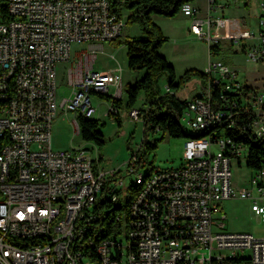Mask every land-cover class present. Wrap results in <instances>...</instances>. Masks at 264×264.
<instances>
[{
    "label": "built area",
    "instance_id": "1",
    "mask_svg": "<svg viewBox=\"0 0 264 264\" xmlns=\"http://www.w3.org/2000/svg\"><path fill=\"white\" fill-rule=\"evenodd\" d=\"M238 1L205 0L203 15L186 1L180 13L210 55V48L232 44L249 63L264 64V0L257 30L212 34ZM122 26L109 0H6L5 11L0 5V264H264V238L224 231V216H215L217 204L232 197L251 199V210L264 215V167L254 171L251 188L231 184V160L250 155L234 130L264 139V91L240 81L236 69L219 59L209 60L207 87L187 99L180 118L197 134L196 142L184 141L183 163L151 172L128 219H114L121 231L112 227L104 243H96L102 234L99 200L116 201L127 183L120 170L101 169L85 143L53 149L52 123L59 110L72 112L73 131L81 134L78 118H95L98 111L93 96L121 98L122 68L99 71L93 65ZM74 44H87L89 52L69 68L70 94L59 97L57 64L70 61ZM13 67H21V76L15 89H6L4 77ZM116 112L109 102L106 114ZM129 113L139 119L138 109ZM248 113L252 119L240 124ZM135 163L132 155V180L141 173Z\"/></svg>",
    "mask_w": 264,
    "mask_h": 264
},
{
    "label": "rangeland",
    "instance_id": "2",
    "mask_svg": "<svg viewBox=\"0 0 264 264\" xmlns=\"http://www.w3.org/2000/svg\"><path fill=\"white\" fill-rule=\"evenodd\" d=\"M193 1L199 6L203 5V0ZM259 2L260 0H241L233 3L226 10V16L230 19L226 18V20L221 22L220 28L213 29L212 34L221 36L226 32H231L233 35H242L245 34L247 28L257 30L256 19ZM128 14L129 10L123 8L121 11L123 26L119 36V39L123 42L126 39L142 35L138 24L127 21ZM155 18L161 19L162 27L159 24L157 25L162 29L167 39L160 48V53L173 66L177 78L188 69L203 71L208 66L210 58L212 61L219 59L236 69L240 81L264 91V64L249 63L238 45L226 44V47L224 46L210 56L207 42L188 31L186 16L181 13L174 17L153 15V21ZM229 22L234 27H228L227 23ZM88 52L89 46L87 44H74L71 49L70 61L57 64L59 97L70 94L68 70L74 66L76 59ZM114 65L122 67V95L117 115L120 122L118 123L113 117L106 114L109 102L98 95L93 96L94 104L98 107L95 118L98 120V129L103 134L105 143L95 146L93 143L84 141L81 134H75L73 131L71 122L74 119V114L68 112L65 115L59 110L52 123V148L55 150L73 149L85 143V146L89 147L98 158L99 167L105 171L120 170V175L124 183H127L126 186H128L140 184L145 176L151 174L155 169L180 166L183 163L184 141L187 138L171 137L164 134L157 147L143 161L142 166H138L135 163V169L141 173L138 174L137 179L132 180V174L127 172V165L134 152L141 146L144 134L142 119H132L130 117L131 108L127 106V88L142 79L146 70H130L126 46L123 43L115 46L112 41H106L103 49L97 52L93 70L100 71ZM167 85V75L163 74L158 78L155 90L159 94H163L167 91ZM203 86V80L199 77H194L176 91V94L180 99L187 100L201 92ZM147 107L146 92L142 90L133 108L145 110ZM182 125L186 134H193L186 122H183ZM161 136L162 132L157 130L155 133L148 132L147 139L151 140ZM213 149L216 151L215 147ZM246 162L247 159L245 157L231 160V184L235 190L251 188L250 181L254 170L249 168ZM256 194L257 191L253 189V195ZM125 197L126 194L122 196L120 201V204L123 205L122 210L117 211L122 223L126 220L127 207L125 205ZM261 203L264 205V198L261 199ZM118 204L119 202L116 203V205ZM215 216L216 218L224 216V227L222 229L224 231L247 232L256 238H264V215H256L251 210V199L240 197L224 199L217 204ZM214 229L217 230L216 226ZM248 253L249 251H246V254Z\"/></svg>",
    "mask_w": 264,
    "mask_h": 264
},
{
    "label": "trees",
    "instance_id": "3",
    "mask_svg": "<svg viewBox=\"0 0 264 264\" xmlns=\"http://www.w3.org/2000/svg\"><path fill=\"white\" fill-rule=\"evenodd\" d=\"M111 2L112 12L121 18L123 8L129 10L127 21L136 23L141 30V36L126 39L124 42L119 37L111 40L115 46L122 43L126 46V54L128 59V67L130 70L138 71L145 69L144 77L127 88L128 101L127 106L133 108L140 91L146 92L148 107L145 110H139V118L143 121V138L141 146L134 152L136 164L142 166L146 157L157 147L162 140L163 135L167 134L171 137L197 138V134H186L181 123L182 113L187 105V100L180 99L176 91L181 89L192 78L199 77L203 80V90L207 87L208 75L204 71L198 69H188L180 77L177 78L175 69L171 66L166 58L160 53V48L167 40L162 29L153 21V15L163 17H174L180 13L182 4L186 1L193 0H109ZM0 5L5 11L6 0H0ZM221 49V46L210 48L212 54ZM163 74L167 75L168 90L159 94L156 89V82ZM216 89V88H215ZM214 89V90H215ZM107 102L117 108V112L110 114L118 123L120 122L118 115V107L121 99H111L107 95H100ZM252 119V114H244L240 120V124L247 123ZM82 139L86 142L93 143L95 146L103 145L105 139L98 129V120L78 118ZM157 130L162 132L160 138L147 139L148 132L155 133ZM233 134L246 143L250 147V155L247 159V166L251 169L259 170L264 167V139L254 140L248 132L239 135L237 130ZM186 139V140H187ZM151 174H147L140 184H131L117 191L116 201L99 200L97 209L101 214L100 226H102L101 237L109 235L112 227L115 231H121V222L112 224L114 219L118 217L117 211L122 210L123 205L120 204L121 198L126 194L125 205L126 220L129 216V206L136 194L144 185L147 178ZM119 202L118 205L116 203ZM120 217V216H119ZM121 219V217H120ZM125 220V221H126ZM112 224V225H111Z\"/></svg>",
    "mask_w": 264,
    "mask_h": 264
},
{
    "label": "bare ground",
    "instance_id": "4",
    "mask_svg": "<svg viewBox=\"0 0 264 264\" xmlns=\"http://www.w3.org/2000/svg\"><path fill=\"white\" fill-rule=\"evenodd\" d=\"M20 76H21V67H13L10 70V72L4 77V87H6V89H15V84L17 83V79ZM86 119H93V118H86ZM183 122H186V120H181V123H183ZM187 141L196 142L197 138H188ZM90 151H91V149H90ZM150 177H151V175H150ZM150 177L146 179L144 185L150 180ZM126 185H123V186H126ZM109 235H111V234H109ZM104 241H105V236L101 237L100 234H98L96 236V243H104ZM84 253H91V246H84Z\"/></svg>",
    "mask_w": 264,
    "mask_h": 264
},
{
    "label": "crops",
    "instance_id": "5",
    "mask_svg": "<svg viewBox=\"0 0 264 264\" xmlns=\"http://www.w3.org/2000/svg\"><path fill=\"white\" fill-rule=\"evenodd\" d=\"M193 4L194 5H196V6H198L200 9H201V14L203 15L205 12V7H206V4H205V0H203V5L202 6H199L197 3H195L194 1H193ZM230 8V7H229ZM228 8V9H229ZM227 9V10H228ZM184 16V15H183ZM154 22L156 23V24H159L160 26L162 25L161 23H162V21H161V19H157V18H155L154 19ZM190 24H191V20H190V18H188L187 17V24H186V26H187V29H188V31H189V27H190ZM162 27V26H161ZM195 36V35H194ZM208 51H209V49H208ZM209 55H210V53H209ZM211 56V55H210ZM211 59V58H210ZM116 66H119V65H114V66H111V67H109V68H106V69H101V70H107V69H110V68H113V67H116ZM121 67V66H120ZM122 68V67H121ZM207 68V67H206ZM206 68L203 70V71H205L206 70ZM167 90H168V88H167Z\"/></svg>",
    "mask_w": 264,
    "mask_h": 264
}]
</instances>
